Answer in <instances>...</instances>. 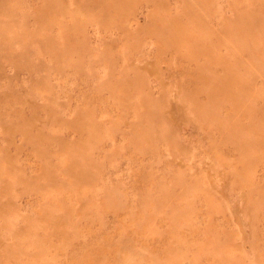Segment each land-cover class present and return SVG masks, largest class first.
I'll return each instance as SVG.
<instances>
[{
	"label": "rangeland",
	"instance_id": "1",
	"mask_svg": "<svg viewBox=\"0 0 264 264\" xmlns=\"http://www.w3.org/2000/svg\"><path fill=\"white\" fill-rule=\"evenodd\" d=\"M0 264H264V0H0Z\"/></svg>",
	"mask_w": 264,
	"mask_h": 264
}]
</instances>
